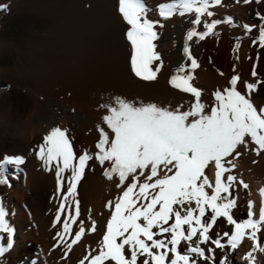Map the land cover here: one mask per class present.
<instances>
[{"label":"bare ground","instance_id":"obj_1","mask_svg":"<svg viewBox=\"0 0 264 264\" xmlns=\"http://www.w3.org/2000/svg\"><path fill=\"white\" fill-rule=\"evenodd\" d=\"M173 2L145 0L148 18L158 21L154 29L158 38L153 43L159 60L153 62L152 68L155 70L158 67L159 71L156 79L149 81L136 77L131 70L132 49L125 34L129 26L118 12V0H21L25 21L22 34L17 37L6 35L3 29L5 23L2 17L7 3L0 0V159L4 154L25 158V162L18 167L5 166L4 175L8 184L0 185V203L8 212L6 219L13 228L11 248L7 246L8 234L0 232V247L5 249L0 254V264H80L85 256L98 254L113 210L108 206L109 202L114 205L117 197L122 195V189L132 180L129 177L125 185L117 187L120 183L117 175L111 180L104 175L105 169L111 166L110 162L101 165L96 159L90 160L77 186L75 199L79 201L80 215L72 223V234L65 235L63 240L57 235L63 232V220L69 219V210L61 213V222L57 223L56 214L63 195L57 191L55 167L46 170L37 156L44 136L53 127L67 129L77 156L84 151L95 156L100 138L97 126L113 135L102 119L108 112L97 106L101 95L96 96L94 83L93 86L91 81L74 86L73 95L68 97L46 86V79L58 69L63 70L61 66L66 65V58L78 59L81 52L83 56L89 55L98 69L99 78H107L122 99L137 106L154 103L162 108L188 111L195 103V97L174 87L170 80L173 75L190 73V83L201 90V103L206 105V112H210L215 103L213 94L230 87L234 75L239 77L237 90L242 94L248 93L246 83L257 85L251 92V102L258 110L264 107V44L259 39V28L264 25V19H261L264 17V0H248L247 3L245 0H221L220 4L210 0L208 11L213 15H201L198 25L191 23L196 18L195 12L180 15L179 8L169 18L161 17L158 5ZM81 19L85 24L83 32H80ZM229 19L231 22H228ZM212 20H220L221 23L209 35L203 40L194 36L187 41L191 56L199 65L192 69L191 60L184 52L187 32L193 27L197 32L207 31L204 24ZM66 30L68 35L88 36L86 42L80 41V46L85 45L92 50H81L75 43L69 45L64 34ZM91 43H98L100 52L99 45L92 48ZM181 66L184 71L178 72ZM7 140L14 142L7 145ZM254 148L252 143L239 145L237 151L240 155L233 153L225 162L230 171L222 179L226 181L228 175L237 178L230 188L229 197L236 200L232 215L237 222L248 219L249 211L253 213L252 219H258L264 201L260 193V189L264 188V152L257 155ZM165 172L166 169L161 166V174ZM204 174L214 185L213 164L205 169ZM64 176L66 192L70 172H65ZM241 180L248 185L247 188L243 187ZM139 181L143 182L144 177H139ZM206 191L211 194L212 189L206 188ZM66 203L72 205L70 211L75 215L72 198ZM185 207H195V202ZM93 221L95 231L90 230ZM81 222L85 232L69 251L67 246L75 238L74 233L79 230ZM172 222L169 221V224ZM234 230V225L228 224L226 218H218L209 230V241L200 244L205 256L210 258L204 259L196 254H191V258L196 264H220L225 258L227 264H264V225L255 240L246 233L235 249L228 244V237L223 236L224 232L231 234ZM250 231L247 230L248 233ZM166 236L170 234L155 238L164 239ZM218 238L225 245L223 249L216 248L212 243ZM197 239L198 236L193 238L194 241ZM190 243L182 241L179 250L183 252ZM249 252L254 256V262L248 259ZM126 255H130L127 250ZM172 255L169 253V257ZM146 258L139 257L137 264H142Z\"/></svg>","mask_w":264,"mask_h":264},{"label":"snow or ice","instance_id":"obj_2","mask_svg":"<svg viewBox=\"0 0 264 264\" xmlns=\"http://www.w3.org/2000/svg\"><path fill=\"white\" fill-rule=\"evenodd\" d=\"M209 2L174 0L173 3H161L158 5L159 15L167 19L177 8L181 10L180 15L195 12L196 18L191 23L198 25L201 23V15H213L208 11ZM214 2L220 4L221 0ZM118 11L129 26L126 38L132 48L130 63L133 73L144 80H155L159 68L153 70L152 64L159 60V53L155 51L153 41L158 38L154 30L158 21L148 18L145 0H118ZM219 23L220 20L205 23L207 31L197 32L194 27L188 30L184 52L191 60L192 69L199 65L191 56L187 41L194 36L203 40ZM244 27L251 30L248 25ZM259 39L264 44V25L259 28ZM177 71L183 72L184 67L181 66ZM253 75H256L255 71ZM191 80L190 73L185 76L173 75L170 80L174 87L195 97V103L188 111L162 108L154 103H141L137 106L122 98H116L115 106L103 105L108 109V114L102 119L113 135L110 136L103 127L97 126L100 138L95 156L87 151L77 156L67 129L53 127L44 136L37 156L46 170L55 167L57 191L63 195L56 222H61V213L69 210V219L63 220V232L57 233L61 240L65 235L72 234V223L80 215L79 201L75 197L77 186L90 160L96 159L101 165L110 162L111 166L105 169L104 175L110 180L117 175L120 181L117 187L125 185L129 177L132 178L114 205L109 202L108 206L113 210L107 221L99 253L85 256L80 264L86 261L88 264H137L139 257L143 256L147 258L143 259L142 264H150V261L151 264H196L191 254L210 258L205 256V250L200 244L209 241V230L221 217L226 218L228 224L234 225L235 230L231 234L223 233L233 249L246 233L250 239H256L257 232L264 225V201L258 219H252L253 213L249 211L248 219L237 222L232 215L236 200L229 198L230 188L237 178L228 175L225 181L222 177L230 171L225 167L226 158L233 153L240 155L237 151L239 145L252 143L257 155L264 152V107L258 110L251 102V92L257 85L246 83L248 93L242 94L237 90L239 77L234 75L230 87L213 94L215 103L210 112H206V105L201 103V90L194 87ZM24 162L23 156L4 154L0 159V185L8 184V178L4 175L6 165L18 167ZM210 164L215 167L214 185L204 174ZM161 166L166 169L164 174H161ZM232 167L236 165L233 163ZM65 172H70L66 192ZM139 177H144V181L140 182ZM240 183L244 188L248 187L242 180ZM206 188L212 189L211 194ZM260 193L264 197V188L260 189ZM69 198H72L75 205V215L70 211L72 205L66 203ZM193 201L195 207H185ZM7 216L8 212L0 203V232L8 234L7 246L11 248L13 228ZM169 221L173 222L169 224ZM90 230L95 231L94 221ZM247 230H251L250 233ZM84 232L85 227L81 222L79 230L74 233L75 238L67 246L69 251ZM164 234L170 236L155 238ZM197 236L198 239L194 241L193 238ZM182 241L191 242L183 252L179 250ZM212 243L219 249L225 247L219 238L213 239ZM126 250L130 255H126ZM4 251L0 247V254ZM169 253L173 255L169 257ZM247 255L254 262L252 253ZM220 264H227V259L221 260Z\"/></svg>","mask_w":264,"mask_h":264},{"label":"rangeland","instance_id":"obj_3","mask_svg":"<svg viewBox=\"0 0 264 264\" xmlns=\"http://www.w3.org/2000/svg\"><path fill=\"white\" fill-rule=\"evenodd\" d=\"M10 1L11 0H5V2L7 3V5H6L7 7L5 9V12L3 13L5 15H3V17H2L3 23H5V26H3V29L6 33V35L16 36V37L21 36L22 29L24 27L23 22L25 21V19H24L25 16H24V13H23L22 8L20 6L21 0H16V1L13 0V2H11V3H10ZM21 21H22V23H21ZM84 28H85V24H84L83 19H81L80 32H83ZM64 34L67 35L66 36L67 37L66 42L69 41V45L71 44L72 46L74 45V43H75V45L80 46V44H81L80 41L86 42L88 40V36H84V35L83 36H73L72 34L68 35L67 30L64 32ZM98 42H99V44H101L100 38L98 39ZM99 44L98 43H91L90 45L93 48L94 45H99ZM80 48H81V50L82 49H90L88 46H85V45H81ZM99 48L100 49L98 52H100V50H101L100 45H99ZM90 50H92V49H90ZM86 56H87V58H86ZM79 57L81 59L78 58L79 59L78 62H77V60H78L77 57L76 58L74 57L73 59L68 57L69 60H68V58H66L65 60L68 63L64 60L65 64L68 65L69 62H71V64H69L68 66L63 64V66H61L63 70L58 69L50 78L46 79V86L53 89L54 91H56L60 94L67 95V97H68L69 95L70 96L73 95L72 89L74 88V86L76 87V86H79L83 83H87V82L91 81L92 86L94 83L96 88H97V89H94V90H96L95 91L96 96L99 94L101 95L100 98L97 97L98 98L97 99V101H98L97 106L101 107L100 109L102 111L105 110L108 112V109L103 107V105L112 104L113 106H115L114 103H115L116 98H121L122 95H120L119 91L116 90L114 84H111L107 78H106V80L105 79L102 80L99 78L98 69L94 66V63H92V61L90 60L89 55L84 54V56H83V53L81 52ZM89 60L91 61V63L89 62ZM73 63H76L77 65L73 64ZM66 68H67V70H66ZM19 91H21V89ZM21 92L24 93L23 91H21ZM80 92H82V91L80 90ZM83 95H86V94H84V92H83ZM77 96L79 97V93L77 94ZM12 142H14V141L13 140H7L6 144L10 145V144H12ZM34 195H35V193H34Z\"/></svg>","mask_w":264,"mask_h":264}]
</instances>
